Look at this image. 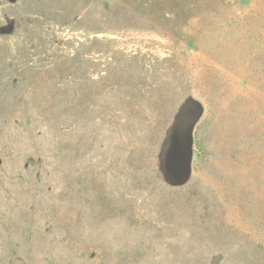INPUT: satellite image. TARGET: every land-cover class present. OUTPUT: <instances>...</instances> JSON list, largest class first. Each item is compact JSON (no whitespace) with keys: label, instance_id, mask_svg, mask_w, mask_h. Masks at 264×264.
Here are the masks:
<instances>
[{"label":"rangeland","instance_id":"1","mask_svg":"<svg viewBox=\"0 0 264 264\" xmlns=\"http://www.w3.org/2000/svg\"><path fill=\"white\" fill-rule=\"evenodd\" d=\"M0 264H264V0H0Z\"/></svg>","mask_w":264,"mask_h":264},{"label":"water","instance_id":"2","mask_svg":"<svg viewBox=\"0 0 264 264\" xmlns=\"http://www.w3.org/2000/svg\"><path fill=\"white\" fill-rule=\"evenodd\" d=\"M191 112L189 113V118L186 120L185 124L186 126H190L193 117L190 116ZM187 165V152H186V145L180 142L177 145L175 157L172 161V168L175 172L180 173L183 172Z\"/></svg>","mask_w":264,"mask_h":264}]
</instances>
